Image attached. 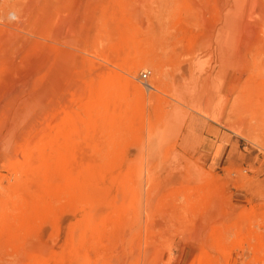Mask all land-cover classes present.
<instances>
[{
	"label": "rangeland",
	"instance_id": "1",
	"mask_svg": "<svg viewBox=\"0 0 264 264\" xmlns=\"http://www.w3.org/2000/svg\"><path fill=\"white\" fill-rule=\"evenodd\" d=\"M114 263L264 264V0H0V264Z\"/></svg>",
	"mask_w": 264,
	"mask_h": 264
},
{
	"label": "crops",
	"instance_id": "2",
	"mask_svg": "<svg viewBox=\"0 0 264 264\" xmlns=\"http://www.w3.org/2000/svg\"><path fill=\"white\" fill-rule=\"evenodd\" d=\"M214 141H215V145L218 146V147H221L224 148L225 146V143L227 141V134L225 132H216V134H214V137H213Z\"/></svg>",
	"mask_w": 264,
	"mask_h": 264
},
{
	"label": "bare ground",
	"instance_id": "3",
	"mask_svg": "<svg viewBox=\"0 0 264 264\" xmlns=\"http://www.w3.org/2000/svg\"><path fill=\"white\" fill-rule=\"evenodd\" d=\"M4 64V63H3ZM48 66V65H47ZM48 68V67H47ZM50 73V72H49ZM38 82V81H37ZM37 82H35V83H37ZM27 88V87H26ZM33 89H34V87H33ZM152 89V88H151ZM13 90V89H12ZM13 92H14V90H13ZM12 92V93H13ZM20 95V94H19ZM35 98H37V97H35ZM15 99H17V98H15ZM29 104V103H28ZM43 113V112H42ZM33 121V120H32ZM36 125V124H35ZM35 128H37V127H35ZM2 130V129H1ZM22 132V131H21ZM27 133H30V132H28L27 131ZM27 133H25V134H27ZM30 135V134H29ZM6 137V136H5ZM23 137V136H22ZM24 139L26 140V138L24 137ZM16 148V147H15ZM126 243V242H125ZM112 247V246H111ZM113 249V248H112ZM117 249V248H116ZM113 254H114V252H113ZM119 255V254H118ZM112 258H114V257H112ZM115 264V263H114Z\"/></svg>",
	"mask_w": 264,
	"mask_h": 264
},
{
	"label": "built area",
	"instance_id": "4",
	"mask_svg": "<svg viewBox=\"0 0 264 264\" xmlns=\"http://www.w3.org/2000/svg\"><path fill=\"white\" fill-rule=\"evenodd\" d=\"M142 77H146V73L145 72L142 73Z\"/></svg>",
	"mask_w": 264,
	"mask_h": 264
}]
</instances>
